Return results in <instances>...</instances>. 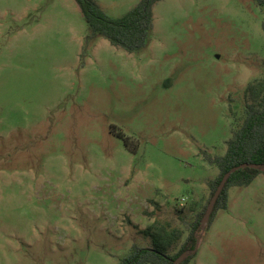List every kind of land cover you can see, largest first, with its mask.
Wrapping results in <instances>:
<instances>
[{"label": "rangeland", "instance_id": "obj_1", "mask_svg": "<svg viewBox=\"0 0 264 264\" xmlns=\"http://www.w3.org/2000/svg\"><path fill=\"white\" fill-rule=\"evenodd\" d=\"M95 1L119 19L141 0ZM153 12L141 53L104 38L85 53L74 0H0V264H120L151 247L140 232L155 220L188 237L220 174L207 158L226 154L231 108L264 77V12ZM228 195L191 264H264V175Z\"/></svg>", "mask_w": 264, "mask_h": 264}, {"label": "trees", "instance_id": "obj_2", "mask_svg": "<svg viewBox=\"0 0 264 264\" xmlns=\"http://www.w3.org/2000/svg\"><path fill=\"white\" fill-rule=\"evenodd\" d=\"M74 1L80 8L88 27L83 47L85 53L100 38H104L113 47L130 54H137L147 49L150 44L155 26L153 9L162 0H141L136 7L119 19L110 17L95 0ZM253 1L264 12V0ZM244 96L246 104L240 113L231 108L235 125L226 154L207 158L211 165L218 168L220 174L215 180L209 182L211 196L197 215L184 243L181 244L184 233L180 228L173 227L168 222L155 220L140 232L144 238L151 241V247L134 246L120 264H174L183 253L191 252L196 248L197 232L209 202L227 173L244 164L258 166V169L245 167L232 173L217 200L210 226L220 211L228 209L230 188L248 187L259 175H264L261 171V168H264V77L249 84ZM151 203L159 209L157 203L154 201ZM197 255L198 251L196 254L189 255L181 264H191Z\"/></svg>", "mask_w": 264, "mask_h": 264}, {"label": "water", "instance_id": "obj_3", "mask_svg": "<svg viewBox=\"0 0 264 264\" xmlns=\"http://www.w3.org/2000/svg\"><path fill=\"white\" fill-rule=\"evenodd\" d=\"M245 167H250V168H254V169H258V166L257 165H248V164H244V165H241L237 168H235L234 170H232L231 172L227 173L224 178L222 179L220 185L218 186L215 194L213 195L209 205H208V208L206 210V213L203 217V220H202V223H201V227L203 229L207 228L208 225H209V222H210V219H211V216L213 214V211H214V208H215V205L217 203V200L218 198L220 197V195L222 194L227 182L229 181V178L231 177L232 173L234 171H237L239 169H242V168H245ZM261 171L264 172V168H261ZM199 249V240L197 242V246L196 248L191 251V252H185L183 253L177 260H175L174 264H181L183 261H185L189 255L191 254H196L197 251Z\"/></svg>", "mask_w": 264, "mask_h": 264}]
</instances>
